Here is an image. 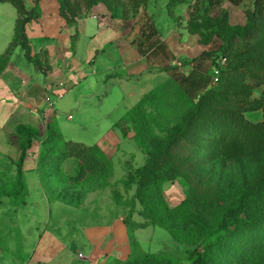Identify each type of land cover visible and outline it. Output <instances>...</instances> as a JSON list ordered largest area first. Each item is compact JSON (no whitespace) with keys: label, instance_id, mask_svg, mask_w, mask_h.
<instances>
[{"label":"rangeland","instance_id":"374dc122","mask_svg":"<svg viewBox=\"0 0 264 264\" xmlns=\"http://www.w3.org/2000/svg\"><path fill=\"white\" fill-rule=\"evenodd\" d=\"M72 2L82 9L80 18L95 15L98 6L107 9L104 4H98L87 10L85 0ZM114 5L124 13L125 19L134 18L133 0H115ZM188 5L180 4L170 14L168 0H151L148 8L154 30L160 39L168 40L177 27L181 28ZM17 17V10L11 3H0V45L11 38ZM180 32L184 40L190 37L185 29ZM20 59L34 71L24 53ZM188 69L185 68L186 71ZM159 70L156 66L152 67L153 74L145 72L124 83L108 80L109 83L99 91L98 97L83 105L81 111H73L70 106L60 111L58 129L65 141L71 137L92 146L111 130L116 135L112 152L113 169L100 174L88 172L87 180L72 188V196L82 200V207L51 201L43 211L41 206L35 204L42 198L32 183L36 174L30 171L26 176L28 182L32 180L27 196L24 180L23 183L18 181L17 167L13 163L0 167L1 251L17 252L23 244V232L25 235H36L34 241H24L25 246L34 250L43 232L49 231L60 237L67 247L65 254L68 261L76 264H123L145 254H163L184 260L187 251L194 247L176 241L168 229L155 223L174 230L188 227L189 237H197L203 230V223H212L226 207L235 203L245 183L253 184L258 179L263 172L262 154L259 151L228 147L220 151L212 163L198 168L192 177L193 191L181 179H176L152 186L144 202L137 197L134 181L137 170L145 164L148 153L156 146V140L166 139L171 128L181 121L187 110L180 87L169 81L167 72ZM208 70L209 66L204 67L202 72L207 74ZM171 73L182 75L178 69ZM261 88L264 90V87ZM258 89L252 99L262 96L263 91L260 93ZM50 96L53 103L58 102L57 96ZM138 105L141 108H136ZM130 109L136 116V125L129 128L131 140L124 138L120 129L114 128V124L121 121ZM70 115L73 116L72 120H68ZM246 117L253 123L264 119L262 111L249 112ZM133 139L140 140L143 147L138 146ZM64 167L71 174H78L80 164L76 160H68ZM61 191L65 195L66 187L63 186ZM29 215H33L35 221L30 220ZM119 218L125 222L122 225L126 227V234L118 241L128 247L121 249L123 245L118 249L114 245L113 249L109 246L105 251V244L113 238L110 233L114 232ZM89 228L101 229L95 234V243H91L86 233ZM106 234L110 235L106 237ZM91 250L96 251L93 257H90ZM111 250L118 252L109 255ZM80 254L89 256L91 261L79 260Z\"/></svg>","mask_w":264,"mask_h":264},{"label":"trees","instance_id":"16d2710c","mask_svg":"<svg viewBox=\"0 0 264 264\" xmlns=\"http://www.w3.org/2000/svg\"><path fill=\"white\" fill-rule=\"evenodd\" d=\"M39 1L36 0L34 8L28 9L25 0H0V3H11L18 14L13 39L0 56V76L7 70L17 47L24 50L26 59L37 71L48 74L53 70L48 51L35 54L27 33L28 24L41 16ZM57 1L67 25L76 27L82 9L72 0ZM114 1L85 0V4L87 10L104 4L112 17L124 18V13L116 9ZM213 1L195 0L190 5L192 12L187 30L191 35L199 36L202 45H212L200 57L210 60L213 68L220 69L218 84L213 86L212 75L204 77L198 69L187 77L169 80L180 87L187 110L166 139L156 140L155 148L136 172L137 197L143 202L152 186L176 179H181L193 191L192 177L198 168L212 163L217 154L228 147L259 151L264 161V119L253 123L246 117L249 112L262 111L264 118V90L259 99H252L254 92L264 87V0H254L245 11L244 25H232L227 10L214 15ZM148 2L133 0V16H137ZM190 2L168 0L170 14L178 5ZM79 38L76 30L71 38L73 53ZM221 60H225L224 66L220 65ZM133 109L116 124L125 137L130 135L129 128L136 125ZM17 132L27 135V140L21 145L19 160L12 163L17 167L19 183L23 180L25 183L24 164L37 135L24 127H19ZM134 141L138 146L141 144L138 139ZM41 144L38 172L43 179L55 173L68 192L63 195L61 189L58 198L70 205L82 203L71 193L74 186L87 180L86 173L100 174L113 169L111 159L98 146L65 141L53 124H48L47 137L41 139ZM68 160L79 162L78 174H70L64 169ZM155 224L168 229L176 241L194 247L187 251L186 259L145 254L123 264H264V163L258 179L253 184L245 183L235 203L226 207L212 223H203V230L197 237H189L188 227L174 230L164 224Z\"/></svg>","mask_w":264,"mask_h":264},{"label":"crops","instance_id":"0c3cea01","mask_svg":"<svg viewBox=\"0 0 264 264\" xmlns=\"http://www.w3.org/2000/svg\"><path fill=\"white\" fill-rule=\"evenodd\" d=\"M35 2L36 0H26L27 8H34ZM150 2L151 0L145 8L140 9L137 16L130 19L112 17L108 9L98 6L95 9L97 18L93 15L80 18L76 27H70L61 16L57 0H40L38 5L41 16L28 24L27 33L35 54L42 50L48 51L53 70L43 74L26 59L34 67V71L29 69L20 59L24 50L17 47L7 70L0 76V167L10 166L9 164L18 161L21 156V145L27 140V135L18 134L19 127H24L37 135L24 164V178L28 196L29 183L32 180L28 182L26 176L30 171L36 174L32 183L42 198L35 204L41 206L43 211L51 201L70 207L84 205V203L70 205L59 199L58 192L62 189L59 178L54 173L53 176H44L43 179L37 169L42 149L41 139L47 137L48 124L59 127L57 120L62 108L70 106L71 110L79 112L83 105L98 97L99 91L109 83L108 80L124 83L131 77L151 72L152 67L155 66L160 69V72H167L170 79L188 76L194 69H198L204 77L212 75L211 61L200 57L205 51H209L212 45H202L199 42V36L191 35L187 30L192 12L190 5L194 1L187 3L189 7L183 17L181 28L177 27L166 41L160 39L154 30L153 18L148 8ZM253 2L254 0H214L212 13L215 15L221 10H227L232 25H244L245 11L252 6ZM183 29L190 35L186 40L180 32ZM76 30L80 38L76 52L73 53L71 38ZM13 36L14 33L7 42L1 43L0 56L9 47ZM207 66L209 70L205 74L202 71ZM186 67H189L188 71L185 70ZM177 69L182 72L181 76L170 74ZM258 91L262 93L263 88H259ZM50 95L57 96L58 102L53 103ZM72 119L73 116H68V120ZM117 123L114 124V128L120 129L123 134V130L116 126ZM130 136L125 137L123 134L124 138L131 140ZM114 137L116 135L111 130L100 142L92 145L98 146L111 161L114 158L112 156ZM68 141L78 142L71 137ZM65 170L70 173L67 169ZM28 218L34 221L36 219L33 215H29ZM117 221L114 232L110 233L113 238L105 241V251L109 246L113 249L114 245L118 249L123 245L121 249L128 247L118 241L126 234V227L122 225L125 222L121 218ZM98 230L101 229L86 230L91 243L97 240H95V234ZM23 234V244L17 252L9 253L0 250V264H76L68 261L65 254L67 247L54 232H43L34 250L25 246L24 241L27 242V239L34 241L33 237L36 235L31 236L30 233L25 235L24 232ZM109 235L106 234V237ZM95 252L91 250L90 257H93ZM113 252L114 250H111L109 255ZM116 252L118 251L114 253ZM87 257L91 261V258Z\"/></svg>","mask_w":264,"mask_h":264},{"label":"built area","instance_id":"2783aa9c","mask_svg":"<svg viewBox=\"0 0 264 264\" xmlns=\"http://www.w3.org/2000/svg\"><path fill=\"white\" fill-rule=\"evenodd\" d=\"M94 18H97L98 16L96 15H93ZM101 20H103L102 17H100ZM225 64V60H221L220 61V65L221 66H224ZM219 76H220V69L218 67H214L213 70H212V85H217L218 84V81H219ZM47 101L50 103V100L47 99ZM79 260L81 261H86V262H89V258L83 254H80L79 257H78Z\"/></svg>","mask_w":264,"mask_h":264}]
</instances>
